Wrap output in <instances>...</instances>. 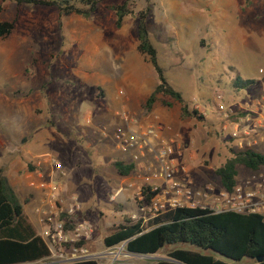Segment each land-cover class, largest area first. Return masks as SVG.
<instances>
[{"label":"rangeland","instance_id":"1","mask_svg":"<svg viewBox=\"0 0 264 264\" xmlns=\"http://www.w3.org/2000/svg\"><path fill=\"white\" fill-rule=\"evenodd\" d=\"M124 1L104 0L95 14L85 19L61 17L55 7L19 6L0 0V22L16 21L12 33L0 38V138L11 141L19 137L17 131L21 136L37 127L39 132L51 131L38 136L52 138L49 151H38L32 159L21 162L25 170L12 176L19 180L15 189L27 213L40 203L30 206L38 190L25 175L32 177L37 170L43 171L38 163L45 158L59 161L62 157L68 176L72 172L68 192L82 202L79 217L93 227L88 247L98 255L100 264H157V257H164L165 251L157 255L126 251L127 256L113 262L104 244V238L126 218L149 216L140 197L143 187L165 186L163 180L147 181L158 165L148 151L140 155L129 177L116 171L113 163L133 154L119 148L116 133L125 126L121 114L127 113L136 126H155L163 137L173 139L178 181H190L196 188H223L215 170L233 156V150L241 151L249 146L247 142L261 141L263 135L261 131L249 136L233 134L237 128L242 133L244 128L251 130L264 122V0L131 3L135 12L151 8L148 28L160 64L190 110H198L204 119L184 118L177 102L173 108L158 102L155 107L159 112L147 111L146 96L137 91L139 87L133 96H127V88L116 73L114 52L105 44L101 50L96 48V43L118 35L130 43L138 40V19L128 16L125 30L118 29L114 12L107 8ZM144 59L146 69H140L137 82L146 81L153 90L158 76ZM238 77L256 83L239 89L235 87ZM47 91L53 95L50 102L55 113L48 114L40 107L35 111ZM219 104L229 110V118L224 119ZM256 149L264 153V149ZM0 170L6 172L1 164ZM260 176L264 177V167L251 171L239 166L238 184L254 182ZM37 230L40 234L41 227ZM238 263L251 264L253 260Z\"/></svg>","mask_w":264,"mask_h":264},{"label":"trees","instance_id":"2","mask_svg":"<svg viewBox=\"0 0 264 264\" xmlns=\"http://www.w3.org/2000/svg\"><path fill=\"white\" fill-rule=\"evenodd\" d=\"M19 6L55 7L61 17L71 15L90 19L104 0H4ZM149 2L150 0H146ZM133 0L122 4L108 5L115 14V26L123 27L125 18L138 19V51L154 68L158 83L145 102V109L152 111L156 103L173 108L174 102L181 105L184 118L204 119L198 110H190L181 91L170 83L161 66L158 50L152 42L148 28L150 7L139 12L132 9ZM16 21L0 22V38H5L15 29ZM254 80L237 78L235 87L247 89ZM118 174L130 176L136 169L135 163L115 161ZM239 166L251 171L264 167V154L252 147L234 151L215 172L225 189L231 190L238 184ZM142 194L147 204L157 194L150 186L143 187ZM126 242L129 253L157 255L166 252L157 264H238L243 260L258 262L264 257V216L240 214L233 211L214 212L210 209L179 207L158 212L146 219H125L116 230L104 238L107 248ZM52 249L39 234L25 212L23 202L10 180L0 170V264H29L49 260ZM220 256L222 258H220ZM71 264H100L99 259H89Z\"/></svg>","mask_w":264,"mask_h":264},{"label":"built area","instance_id":"3","mask_svg":"<svg viewBox=\"0 0 264 264\" xmlns=\"http://www.w3.org/2000/svg\"><path fill=\"white\" fill-rule=\"evenodd\" d=\"M219 110L223 113L224 119L229 118V110L223 104H219ZM121 119L125 126L120 127L116 133L119 148L125 153L133 151V162H136L144 151L154 154L158 164L157 170L152 177L147 178V181L158 179L165 182L164 188L159 185L150 186L157 194L149 204L141 192L140 197L147 204L149 216L179 207L264 216V177L260 176L251 183L237 184L231 190L224 187L216 190L212 185L196 188L190 181H178L175 177L177 169L173 139L163 137L161 130L155 126L134 125L127 113L121 114ZM246 122L247 120L244 123ZM246 128L242 133L237 128L233 135L249 136L261 131L263 132L261 141H264V122H260L254 129ZM46 162L52 166V170L48 174L37 171L35 174L39 179L32 178L30 185L41 192L40 204L35 208V213L41 225L40 235L52 249L49 258L52 260L51 264H71L98 259V255L92 253L88 247L93 238V227L79 217L82 202L77 195L68 192L65 181L68 176L67 170L55 158H48ZM42 163L39 162L38 166ZM109 249L108 254L113 255L111 258L113 262L121 256L128 255L126 242Z\"/></svg>","mask_w":264,"mask_h":264},{"label":"crops","instance_id":"4","mask_svg":"<svg viewBox=\"0 0 264 264\" xmlns=\"http://www.w3.org/2000/svg\"><path fill=\"white\" fill-rule=\"evenodd\" d=\"M127 17L125 18V22H126ZM125 24V23H124ZM121 30H125V25H123L122 28H120ZM124 32V31H123ZM123 32H120L123 33ZM100 37V36H98ZM120 36L118 35V38L110 40V41H104V42H98L96 43V48L98 50H101V46L105 44V46L107 47V49L111 50L113 53V55H115V62H116V73L119 75L121 81L125 84L126 88H127V96L130 98L131 96L134 95L135 93V89L139 91L140 93L146 97H144V102H146V100L148 99V97L150 96V94L152 93L151 90V86L150 83L143 81L140 84H138L137 81H139V71L141 68L146 69V65H145V59L144 56L138 51V44L139 41H136V38H134V41L132 43L126 41V40H120L119 38ZM114 46V47H113ZM139 85V86H138ZM103 96H104V92ZM127 97V98H128ZM53 98V95L47 91L45 96L41 99V101L39 102V105H35V111L38 110V107L40 108H46L48 114L51 113H55V108H53V106H51V102L50 100ZM157 104V103H156ZM152 111H158L159 112V108H156L154 106V108L152 109ZM243 119V118H241ZM246 121V120H245ZM42 132L44 133H48L50 134L51 131L49 130H42L41 132H39V129L37 127V129L35 131H29L27 134H23L20 136V134H18V131L16 132L17 135H19V137L8 141L6 139L0 138V164L1 167H4V169L6 170V172L4 173L5 176H7L11 182V184L15 187L16 185H18L17 183L19 182V180H13L12 176H17L23 173L24 166L22 165L21 162L25 161V160H29V158H33L34 155H37L38 151H44L47 152L49 151L48 149V145L52 143V138H46L45 140H43V138H39V134H41ZM57 142H59V144L63 147H65V144L62 143L61 140H57L55 139ZM23 142V143H22ZM260 145L258 146L257 144ZM26 144V145H23ZM248 145H251V147L253 149H255L258 152H261L259 150H257L256 148H261L264 149V141H249L247 142ZM258 146V147H256ZM262 153V152H261ZM47 154V153H46ZM264 154V153H263ZM65 158V157H64ZM48 158L43 159V163H42V167L41 169L43 170V172L45 174H48L51 170H52V166H50V164L48 162H46ZM121 159V158H120ZM61 164H63V166H65L64 168L67 167L66 161L61 157ZM59 160V161H60ZM122 161L128 162V163H135L133 162L132 159V155L129 157V159H122ZM67 170V169H66ZM39 171V170H37ZM36 171V172H37ZM68 171V170H67ZM9 172V174H7ZM27 172V171H26ZM72 172H70V176H67L66 181V185L67 188L69 187V185L72 187ZM34 174V176H33ZM28 179L30 178H35L36 180L39 179V177L37 176V174L32 173L30 177L29 175H25ZM29 176V177H28ZM129 177V176H128ZM37 195H35L34 200H32V204H36V203H40L39 201V197L41 200V192L38 190L37 191ZM40 192V194H39ZM32 207V206H31ZM25 208V207H24ZM30 214L27 213L26 214L29 216L30 220L32 221V223L35 225L36 228L41 227V225L38 222V216L35 213L34 209L31 210V208L29 209ZM249 261V260H246ZM239 264V263H238ZM252 264V263H251Z\"/></svg>","mask_w":264,"mask_h":264},{"label":"water","instance_id":"5","mask_svg":"<svg viewBox=\"0 0 264 264\" xmlns=\"http://www.w3.org/2000/svg\"><path fill=\"white\" fill-rule=\"evenodd\" d=\"M139 255H141V254H139ZM157 259L161 260V259H164V257H157ZM257 260H258V262H262L264 260V257H259ZM236 263H238V262H236Z\"/></svg>","mask_w":264,"mask_h":264}]
</instances>
